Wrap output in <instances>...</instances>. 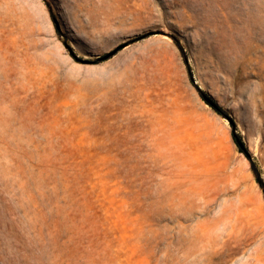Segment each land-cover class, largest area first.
Instances as JSON below:
<instances>
[{
  "label": "rangeland",
  "instance_id": "rangeland-1",
  "mask_svg": "<svg viewBox=\"0 0 264 264\" xmlns=\"http://www.w3.org/2000/svg\"><path fill=\"white\" fill-rule=\"evenodd\" d=\"M172 36L264 185V0H0V264H264V188Z\"/></svg>",
  "mask_w": 264,
  "mask_h": 264
},
{
  "label": "trees",
  "instance_id": "trees-1",
  "mask_svg": "<svg viewBox=\"0 0 264 264\" xmlns=\"http://www.w3.org/2000/svg\"><path fill=\"white\" fill-rule=\"evenodd\" d=\"M49 13H50V16H51V19L53 20L54 22V25H55V29L57 31V33L61 34L60 33V30L56 27V24H55V16L52 12L51 9H49ZM172 39L175 43V45L177 46V48L179 49L182 57H183V60L186 64V68H187V71H188V75H189V78H190V81L195 85V87L197 88L200 96L210 105L212 106V108L219 114L221 115L222 117H225V118H228V114L226 113V111L224 110V108L222 106H220L215 100H213L211 97L210 100L212 101H207L206 100V96H208L204 91L200 90L197 85L194 83V80H193V75H192V71H191V68L189 67L188 63H187V58H186V54L185 52L183 51V47L181 46L178 38H176L175 36H172ZM108 55H101L99 57H97L96 59H94L93 62L95 63H98L102 60L105 59V57H107ZM231 127H232V130H231V137H232V140L234 141V143L237 145L238 149L241 151V152H244L246 154V156H248V159L250 160V164H251V169H252V172L256 178V180L262 185V181L260 179V172L258 170V168L256 167V165L254 164V162L250 159L249 155L247 154V151L245 149V147H243V143H242V139H241V136L239 135V133L236 132V127H235V124L234 122H231ZM263 188H264V185H262Z\"/></svg>",
  "mask_w": 264,
  "mask_h": 264
},
{
  "label": "water",
  "instance_id": "water-1",
  "mask_svg": "<svg viewBox=\"0 0 264 264\" xmlns=\"http://www.w3.org/2000/svg\"><path fill=\"white\" fill-rule=\"evenodd\" d=\"M55 24H56V27L59 29V25H58V23H57V19L55 18ZM106 58V57H105ZM206 100L207 101H212V100H210V98H209V96H206ZM229 117V119H228V121L231 123V122H233V120H232V118L230 117V116H228ZM243 145V144H242ZM243 147H244V145H243Z\"/></svg>",
  "mask_w": 264,
  "mask_h": 264
}]
</instances>
